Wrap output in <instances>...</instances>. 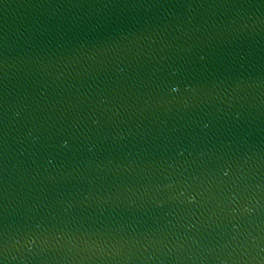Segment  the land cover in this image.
I'll list each match as a JSON object with an SVG mask.
<instances>
[{
  "label": "water",
  "instance_id": "95a60500",
  "mask_svg": "<svg viewBox=\"0 0 264 264\" xmlns=\"http://www.w3.org/2000/svg\"><path fill=\"white\" fill-rule=\"evenodd\" d=\"M0 264H264V0H0Z\"/></svg>",
  "mask_w": 264,
  "mask_h": 264
},
{
  "label": "clouds",
  "instance_id": "9594fccd",
  "mask_svg": "<svg viewBox=\"0 0 264 264\" xmlns=\"http://www.w3.org/2000/svg\"><path fill=\"white\" fill-rule=\"evenodd\" d=\"M177 89H176V87L174 86L173 88H172V91H176Z\"/></svg>",
  "mask_w": 264,
  "mask_h": 264
},
{
  "label": "snow or ice",
  "instance_id": "6c2138e0",
  "mask_svg": "<svg viewBox=\"0 0 264 264\" xmlns=\"http://www.w3.org/2000/svg\"><path fill=\"white\" fill-rule=\"evenodd\" d=\"M64 143L67 144V141H65ZM226 174H227V173H225V175H226Z\"/></svg>",
  "mask_w": 264,
  "mask_h": 264
}]
</instances>
